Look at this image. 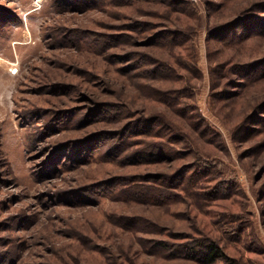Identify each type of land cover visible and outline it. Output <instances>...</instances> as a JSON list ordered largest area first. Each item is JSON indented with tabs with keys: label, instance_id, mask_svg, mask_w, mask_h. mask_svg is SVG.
<instances>
[{
	"label": "rangeland",
	"instance_id": "obj_1",
	"mask_svg": "<svg viewBox=\"0 0 264 264\" xmlns=\"http://www.w3.org/2000/svg\"><path fill=\"white\" fill-rule=\"evenodd\" d=\"M34 1L0 0V264H264V0Z\"/></svg>",
	"mask_w": 264,
	"mask_h": 264
},
{
	"label": "trees",
	"instance_id": "obj_2",
	"mask_svg": "<svg viewBox=\"0 0 264 264\" xmlns=\"http://www.w3.org/2000/svg\"><path fill=\"white\" fill-rule=\"evenodd\" d=\"M206 252L204 250L203 254H205L206 257H208L209 260H207L209 263H213L216 259L220 257L219 253V246L215 244L213 241H210L206 244Z\"/></svg>",
	"mask_w": 264,
	"mask_h": 264
},
{
	"label": "bare ground",
	"instance_id": "obj_3",
	"mask_svg": "<svg viewBox=\"0 0 264 264\" xmlns=\"http://www.w3.org/2000/svg\"><path fill=\"white\" fill-rule=\"evenodd\" d=\"M39 1H40V0H35L34 3L37 4V5H39ZM36 7H37V6H36Z\"/></svg>",
	"mask_w": 264,
	"mask_h": 264
}]
</instances>
